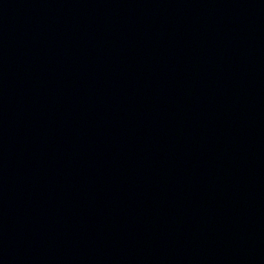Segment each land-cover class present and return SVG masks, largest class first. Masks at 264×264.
Listing matches in <instances>:
<instances>
[{
	"label": "water",
	"instance_id": "1",
	"mask_svg": "<svg viewBox=\"0 0 264 264\" xmlns=\"http://www.w3.org/2000/svg\"><path fill=\"white\" fill-rule=\"evenodd\" d=\"M0 264H264V0H0Z\"/></svg>",
	"mask_w": 264,
	"mask_h": 264
}]
</instances>
